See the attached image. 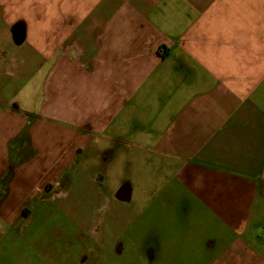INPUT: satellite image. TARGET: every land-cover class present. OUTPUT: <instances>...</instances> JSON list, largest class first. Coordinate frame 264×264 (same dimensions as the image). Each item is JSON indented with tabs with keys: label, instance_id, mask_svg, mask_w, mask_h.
<instances>
[{
	"label": "crops",
	"instance_id": "1",
	"mask_svg": "<svg viewBox=\"0 0 264 264\" xmlns=\"http://www.w3.org/2000/svg\"><path fill=\"white\" fill-rule=\"evenodd\" d=\"M0 264H264V0H0Z\"/></svg>",
	"mask_w": 264,
	"mask_h": 264
},
{
	"label": "rangeland",
	"instance_id": "2",
	"mask_svg": "<svg viewBox=\"0 0 264 264\" xmlns=\"http://www.w3.org/2000/svg\"><path fill=\"white\" fill-rule=\"evenodd\" d=\"M34 96L32 97L31 101H24L22 102V106L24 108H30L33 110H37L39 103H40V94L36 95L34 92ZM147 157L145 155H141L137 153L134 155V159H136L133 164L121 162L113 166V175L112 178L114 179V183L118 184L121 183L124 179H128L131 181L133 187V198L130 202L121 203L119 201H114L111 199V202L108 203L109 205L120 206L126 205L128 207V211L132 209L141 208L142 206H149V213H143V219L140 218V225L142 226L146 217L148 220V224L150 227L157 226L156 223L159 224H168L172 221L173 217L172 214L169 212H157L156 206L159 200L162 201V198L157 197L156 189L159 185H162L161 178L163 174H167L171 169V164H165L162 160H145ZM84 167V166H83ZM35 200H31L33 202ZM165 201L167 199L165 198ZM142 213H137L139 216ZM121 215V214H117ZM123 216V214H122ZM118 220L120 218H117ZM123 220L121 219V222ZM116 226V232H120L123 230V227ZM170 230V228H169ZM123 232V231H122Z\"/></svg>",
	"mask_w": 264,
	"mask_h": 264
}]
</instances>
